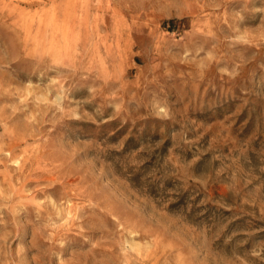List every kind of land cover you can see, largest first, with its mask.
I'll use <instances>...</instances> for the list:
<instances>
[{
  "label": "rangeland",
  "instance_id": "1",
  "mask_svg": "<svg viewBox=\"0 0 264 264\" xmlns=\"http://www.w3.org/2000/svg\"><path fill=\"white\" fill-rule=\"evenodd\" d=\"M0 264H264V0H0Z\"/></svg>",
  "mask_w": 264,
  "mask_h": 264
}]
</instances>
